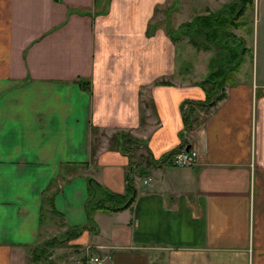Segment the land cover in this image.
<instances>
[{"label": "crops", "instance_id": "crops-1", "mask_svg": "<svg viewBox=\"0 0 264 264\" xmlns=\"http://www.w3.org/2000/svg\"><path fill=\"white\" fill-rule=\"evenodd\" d=\"M162 1L0 0V264L60 231L54 264H264V19L251 75L184 132L181 103L206 93L172 76ZM182 146L195 164H171ZM91 178L135 196L69 237Z\"/></svg>", "mask_w": 264, "mask_h": 264}, {"label": "rangeland", "instance_id": "rangeland-1", "mask_svg": "<svg viewBox=\"0 0 264 264\" xmlns=\"http://www.w3.org/2000/svg\"><path fill=\"white\" fill-rule=\"evenodd\" d=\"M231 1L233 0H163L156 5L150 22L162 27L167 34L172 36L171 43L172 48L175 50L174 61L176 66V73L172 75L173 78H178L177 71L182 70L188 74L187 78L190 81L194 80V82L196 81L199 84V81L205 78L212 70L227 63L232 58L230 56L232 51L229 49L231 45L221 40V37L214 42L210 36H205L203 31L198 33L187 25H181V23L186 24L191 21L194 15L214 14L223 4ZM252 1L253 4H250L249 1L244 2V9L237 13L235 17L237 25L229 26V30L236 40L242 41L245 47L242 51V56L245 57L244 61L240 63L237 71L230 73L234 79L248 78L251 75V70L253 69L252 58L255 57L258 50L257 41L260 38V29L264 19V13L261 14L264 11V0ZM193 39L196 40L197 45L192 41ZM233 42L231 40V43ZM61 232L54 236L57 240L64 238V236L61 237ZM52 237L51 235L50 238ZM46 239L44 238V240ZM61 242L63 246H66V241ZM30 259L31 257L28 260V264L32 262ZM49 261L54 264L53 261ZM40 264H46V262L41 261Z\"/></svg>", "mask_w": 264, "mask_h": 264}, {"label": "trees", "instance_id": "trees-1", "mask_svg": "<svg viewBox=\"0 0 264 264\" xmlns=\"http://www.w3.org/2000/svg\"><path fill=\"white\" fill-rule=\"evenodd\" d=\"M245 1H249L250 4H253L252 0H233L230 3L223 4L214 14H197L194 15L188 23H181V25H187L188 27H191L193 31L198 33L203 31L205 36H210L214 42H216L217 38L221 37V40L228 42L229 45L233 46L232 48H230L231 46L229 47L232 51L230 55L232 58L229 59L227 63L212 70L205 78L199 81L200 86L205 90L206 98L203 101L184 100L181 103L180 110L182 112L185 129L191 128L193 123L203 122L211 108L217 104L218 100L223 98L226 83L234 80V77L230 73L239 69V65L242 62V51L245 47L243 46L242 41L240 42V40H236L235 36L229 30V26L237 25L235 17L237 13H240L244 9ZM231 40L235 43H231ZM192 41L197 45L195 39ZM198 106H201L200 112H196ZM131 143H133V140ZM128 147L129 145L126 147L124 146V148ZM183 147L184 146L180 148ZM180 148L173 149L169 153V156L180 150ZM52 195V193L46 195L44 201L46 202L49 211L53 215L61 218V214L53 207ZM134 196L135 192L131 183L126 185L125 194H117L107 190L94 179H89L87 198L84 204L87 221L82 226L69 228L65 234L72 237L78 235L83 229L95 231L96 227L93 220V213L95 211L113 212L126 209L130 207ZM60 242L61 240H57L56 237L40 241L32 248L30 260L32 262L45 261L46 264H49V249L58 246Z\"/></svg>", "mask_w": 264, "mask_h": 264}, {"label": "built area", "instance_id": "built-area-1", "mask_svg": "<svg viewBox=\"0 0 264 264\" xmlns=\"http://www.w3.org/2000/svg\"><path fill=\"white\" fill-rule=\"evenodd\" d=\"M188 131L184 129V132ZM198 159V152L194 148H185L172 153L170 155L171 164L174 166H191L196 163ZM106 254L101 255H92L89 256L85 261L78 264H105L108 260Z\"/></svg>", "mask_w": 264, "mask_h": 264}, {"label": "water", "instance_id": "water-1", "mask_svg": "<svg viewBox=\"0 0 264 264\" xmlns=\"http://www.w3.org/2000/svg\"><path fill=\"white\" fill-rule=\"evenodd\" d=\"M188 148V147H187Z\"/></svg>", "mask_w": 264, "mask_h": 264}]
</instances>
